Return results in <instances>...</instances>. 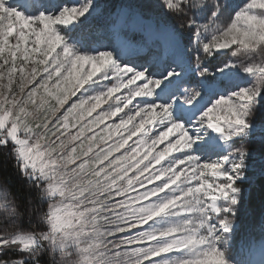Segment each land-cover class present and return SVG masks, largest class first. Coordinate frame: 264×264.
<instances>
[{
  "label": "snow or ice",
  "instance_id": "snow-or-ice-1",
  "mask_svg": "<svg viewBox=\"0 0 264 264\" xmlns=\"http://www.w3.org/2000/svg\"><path fill=\"white\" fill-rule=\"evenodd\" d=\"M258 121L264 0H0V264H254Z\"/></svg>",
  "mask_w": 264,
  "mask_h": 264
},
{
  "label": "trees",
  "instance_id": "trees-1",
  "mask_svg": "<svg viewBox=\"0 0 264 264\" xmlns=\"http://www.w3.org/2000/svg\"><path fill=\"white\" fill-rule=\"evenodd\" d=\"M128 0H102L103 4L115 9ZM258 135V134H257ZM256 135V136H257ZM264 164V157L254 156V172L252 182L246 186L247 198L240 209V237L245 243H253L264 238V233H259L264 229V177L261 176V165ZM12 173L11 162L6 161L0 156V180L6 178ZM11 184L13 188L17 187V179L12 175Z\"/></svg>",
  "mask_w": 264,
  "mask_h": 264
},
{
  "label": "rangeland",
  "instance_id": "rangeland-1",
  "mask_svg": "<svg viewBox=\"0 0 264 264\" xmlns=\"http://www.w3.org/2000/svg\"><path fill=\"white\" fill-rule=\"evenodd\" d=\"M68 2L69 3H75V2H77V0H75V1L68 0ZM148 2H154V0H128L124 4L148 3ZM99 3L101 4L102 8L108 7V6L103 4L102 0H99ZM108 8H110V7H108ZM116 9L117 8L112 9V10L115 11ZM103 25H104L103 19H97V20L93 21V23H92V27L96 31L97 34L103 33ZM137 39H139V36H137ZM258 122L264 123V121H258ZM251 147L253 149L254 156L264 157V138H262L260 133H258V135L254 138V141H253ZM259 233H264V229L263 228L260 229Z\"/></svg>",
  "mask_w": 264,
  "mask_h": 264
}]
</instances>
